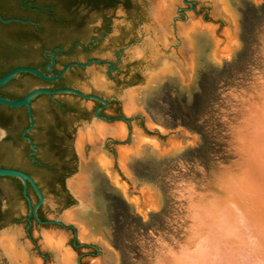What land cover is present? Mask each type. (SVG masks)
Here are the masks:
<instances>
[{
  "label": "water",
  "instance_id": "water-1",
  "mask_svg": "<svg viewBox=\"0 0 264 264\" xmlns=\"http://www.w3.org/2000/svg\"><path fill=\"white\" fill-rule=\"evenodd\" d=\"M139 3L128 17L120 7L108 13L96 54L114 60L123 50L106 80L92 65L73 81L78 89L0 94L1 105L26 108L21 137L32 161V101L38 122L68 118L63 152L73 160L53 192L0 167V264H264V0ZM91 23L95 33L98 17ZM87 64L51 76L17 66L0 87L20 72L53 81ZM60 93L110 104L103 117L85 112L90 100L55 95L58 106L39 95ZM27 153L0 125V161L20 165Z\"/></svg>",
  "mask_w": 264,
  "mask_h": 264
},
{
  "label": "flooded vegetation",
  "instance_id": "flooded-vegetation-1",
  "mask_svg": "<svg viewBox=\"0 0 264 264\" xmlns=\"http://www.w3.org/2000/svg\"><path fill=\"white\" fill-rule=\"evenodd\" d=\"M139 1L143 2L144 0H0V16L2 18L14 17L27 20L26 22H2L0 20V76L17 66L34 67L51 76L52 72L58 73L69 62H88L87 65H72L61 77L53 81L42 80L38 76L28 72H20L14 79L0 87V94L8 96V98L13 97L17 99L34 88H29L32 84L35 87L50 89L62 87L77 88L73 85V81L80 78L83 72L92 65L105 67V80L112 76V73L117 71V63L120 57H122L121 51L123 48L113 51L114 60L102 58L96 54V51L98 52L102 48L100 42L110 30V17L108 13L120 7L121 12L126 17L133 13L137 14L138 10L142 8ZM94 17H98L99 19V29L95 33L92 32L91 26ZM51 55H54L53 62ZM79 90L82 91L81 89ZM85 93L96 95L93 91ZM64 94H69L80 100H90L93 102L90 109L86 104L84 105L85 112L90 111L93 115H95V111L97 110L98 114L104 117V110L110 104L108 98L99 96V98L107 102L104 103L94 98H81L73 93H60L52 96L47 94L39 95L45 96L48 101L58 105V101L54 96ZM33 102L35 126L27 134L38 148V153L41 149L35 141L36 137L48 139L46 147L51 155L57 152L65 154L63 152L65 146L63 136L67 134L69 128L70 122L68 118L65 116L55 118L56 125L54 127L49 123L45 114H41L40 118L43 124L38 127L36 125V109ZM18 108L26 111L25 107ZM117 117L119 118L120 116L112 115L105 118L114 119ZM3 129L6 135L8 129L7 127H3ZM52 137L55 138L53 139ZM20 138L28 148L27 158L29 162L39 165L40 162L36 161V159L35 161L30 159L29 153L31 149L29 143L21 137V133ZM38 153L35 154V158ZM66 157L68 160L71 159L68 163V168L71 169L73 160L67 154ZM13 168L24 171L19 167ZM64 176L65 171L63 169L55 165L49 167V180L53 186L61 184ZM28 190H32L30 186H28ZM39 208L37 209V216L39 219L44 220L40 215ZM26 220V227H30L32 222L35 221L32 216L28 218V214ZM28 224L30 225L27 226Z\"/></svg>",
  "mask_w": 264,
  "mask_h": 264
},
{
  "label": "trees",
  "instance_id": "trees-1",
  "mask_svg": "<svg viewBox=\"0 0 264 264\" xmlns=\"http://www.w3.org/2000/svg\"><path fill=\"white\" fill-rule=\"evenodd\" d=\"M8 97V96H5ZM13 98V97H9ZM14 99V98H13ZM15 111H19L18 118L22 119V123L20 125V128L17 127V123L13 121V114ZM28 120H27V113L25 110L19 109V108H10L6 107L0 104V124L3 127H7L8 129V137L14 136L18 140H21L20 133L24 127L27 126ZM43 123L41 121L36 120V125L40 127ZM18 128V129H17ZM35 141L37 145L40 147V152L36 156V161L40 162L39 165H35L29 162L27 155L25 156L24 163L20 165H14L10 162H1L0 161V167H19L22 168L26 173L30 174L31 176L36 177L38 184L40 185L41 189L43 187L49 188V191L53 192V185L51 184L49 180V167L51 165H55L65 171V175L69 174L71 172V169L68 168V163L71 160H68L66 157V154L62 152H57L54 155H51L46 147V141L48 144L47 138H41L36 137ZM68 168V169H67ZM14 179L19 184V194H21L22 190V183L19 179L15 177H9ZM66 199H68L66 197ZM71 202L66 200L65 206L70 205Z\"/></svg>",
  "mask_w": 264,
  "mask_h": 264
}]
</instances>
